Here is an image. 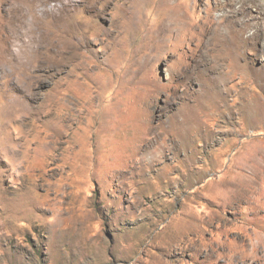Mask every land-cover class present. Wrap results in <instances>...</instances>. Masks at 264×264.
I'll list each match as a JSON object with an SVG mask.
<instances>
[{
    "label": "rangeland",
    "instance_id": "374dc122",
    "mask_svg": "<svg viewBox=\"0 0 264 264\" xmlns=\"http://www.w3.org/2000/svg\"><path fill=\"white\" fill-rule=\"evenodd\" d=\"M0 264H264V0H0Z\"/></svg>",
    "mask_w": 264,
    "mask_h": 264
},
{
    "label": "bare ground",
    "instance_id": "6f19581e",
    "mask_svg": "<svg viewBox=\"0 0 264 264\" xmlns=\"http://www.w3.org/2000/svg\"><path fill=\"white\" fill-rule=\"evenodd\" d=\"M24 0H22V2H23ZM25 1H27V0H25ZM45 7H47V6H45ZM67 8V6H65L64 4H63V6H59V7H53L51 10H44V13H47V14H56L57 12L59 13V12H62L63 10H65ZM47 9H48V7H47ZM58 16V15H57ZM233 26H236L237 24H236V22L233 20ZM165 27H169V26H163L162 27V32L163 31H165ZM172 27H170V29H171ZM217 28V27H216ZM233 29H234V27H233ZM161 35V34H160ZM165 36H167V35H165ZM37 38V37H36ZM30 39H32V38H30ZM36 42V41H35ZM38 43V42H37ZM20 52V51H19ZM20 69V68H19Z\"/></svg>",
    "mask_w": 264,
    "mask_h": 264
}]
</instances>
